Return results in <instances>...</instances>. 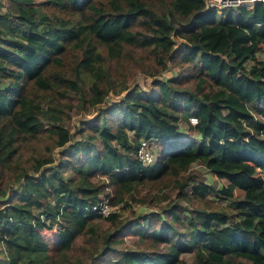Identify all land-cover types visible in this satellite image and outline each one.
<instances>
[{
	"label": "trees",
	"instance_id": "trees-1",
	"mask_svg": "<svg viewBox=\"0 0 264 264\" xmlns=\"http://www.w3.org/2000/svg\"><path fill=\"white\" fill-rule=\"evenodd\" d=\"M11 1L12 14L0 13V264H70L80 236L99 239L97 258L114 255L106 264H181L185 252L191 264H264V59H255L264 1L219 11L203 0ZM172 36L183 39L175 49ZM167 61L175 76L148 90L121 86L78 120L73 138L64 123L71 100L98 105L116 75L144 64L161 71ZM178 120L196 137L180 133ZM138 138L158 145L153 162L137 158ZM193 162L224 184L195 180ZM169 184L183 199L213 194L227 204L184 213L172 203L125 218L111 211L105 227L94 221L99 199L150 200ZM53 223L50 255L41 231ZM123 229L138 236L134 247H115Z\"/></svg>",
	"mask_w": 264,
	"mask_h": 264
},
{
	"label": "rangeland",
	"instance_id": "rangeland-1",
	"mask_svg": "<svg viewBox=\"0 0 264 264\" xmlns=\"http://www.w3.org/2000/svg\"><path fill=\"white\" fill-rule=\"evenodd\" d=\"M12 5L13 2L11 0H0V13H6L7 16L12 14ZM173 39V49L180 46L181 42H183L182 38L172 36ZM255 59L260 60L264 59V56L261 57L260 53L255 55ZM171 61H167L166 69L161 71H156L154 67L148 66L146 64L142 65V67L136 69L133 74L126 79H122L119 75L113 80L110 90L104 96L103 101L95 106H85L81 107L80 101L75 98L71 100L73 107L68 112V118L64 120L66 127L73 131V138H79V132L74 131V128L78 124V120L87 119L93 116L97 112L98 106H102L103 103L109 104L110 102L116 100L119 96L124 93V90H120L121 86H132L136 84L138 87L144 90H148L150 88V81L152 79H160L164 77H172L175 76L177 72V67L170 63ZM252 63V61H247V64ZM127 73L131 72V68L126 69ZM5 86V83L0 82V87ZM178 130L180 133H188L192 136H196L195 131H187V124L182 120H178ZM152 150L154 156L156 157L158 154V145L155 142H151ZM58 148L51 147L49 151H45V153L50 154L53 158V162H56L58 158ZM27 152L23 150L21 158L26 156ZM189 170L193 173V178L195 180H202L206 183L212 184L215 188L220 187L224 184L222 179L216 178L213 174H211L204 165L193 162L191 163ZM264 178V174L261 173ZM7 177L9 178L7 182V189L14 188L16 186V178H15V170L12 167L7 168ZM190 186H186L182 189L184 192H189ZM148 189L146 186L139 191V194H142L144 190ZM152 197L150 200L138 201L139 198L143 197L144 194L135 197L134 199L127 198L126 204L123 205L122 202L111 204V211H114L119 214L120 218H125L127 216H132L133 213H147V212H162L169 204L176 203L186 210L184 213H187V209H191L195 206H209L212 208H217L219 206H225L227 201L220 200L216 198L213 194H208L204 196L202 202L188 196L190 200H186L181 198L179 195V189L177 186L173 184H169L165 187L153 188L151 191ZM188 195V194H187ZM233 196L238 197L241 196V191L236 189L233 191ZM94 221L99 224L101 227H105L106 223L102 220V217L94 218ZM134 230V229H133ZM42 238L47 245V251L50 255H54V240H55V230L45 229L41 231ZM139 242L138 236L134 232H129L126 229L121 230L120 232V240L115 244L116 248H121L123 246L134 247ZM99 246V239L94 238L91 239L87 236H80L76 239L73 248L71 249L73 255L77 258L78 263L74 261V256H71L68 260L70 264H106V259L113 258L114 255L109 254L104 258H97L96 249ZM91 252V253H90ZM3 253L2 246L0 244V256ZM91 254V255H90ZM180 258L183 260L181 264H191L192 253L185 252L181 254ZM59 264H67L64 261H60Z\"/></svg>",
	"mask_w": 264,
	"mask_h": 264
},
{
	"label": "built area",
	"instance_id": "built-area-1",
	"mask_svg": "<svg viewBox=\"0 0 264 264\" xmlns=\"http://www.w3.org/2000/svg\"><path fill=\"white\" fill-rule=\"evenodd\" d=\"M264 0H203L205 7L214 9L216 11L228 8L235 7L237 5H244L246 7H250L254 2H261ZM249 3V5H247ZM260 53V56H264V43H258L255 55ZM190 124H194L196 122L195 117L190 116L188 118ZM196 137V136H195ZM151 142H154L151 139L146 138H138L135 154L137 158L140 160L142 164H149L155 160V156L152 150ZM91 211L97 214L100 217L106 216L109 212H111V204L109 203L107 198L99 199L94 202L90 206ZM42 214H39V219H43ZM57 220V217L55 218ZM55 223L52 224L51 229L55 230ZM47 230V229H46Z\"/></svg>",
	"mask_w": 264,
	"mask_h": 264
},
{
	"label": "bare ground",
	"instance_id": "bare-ground-1",
	"mask_svg": "<svg viewBox=\"0 0 264 264\" xmlns=\"http://www.w3.org/2000/svg\"><path fill=\"white\" fill-rule=\"evenodd\" d=\"M247 5H249V3H247Z\"/></svg>",
	"mask_w": 264,
	"mask_h": 264
}]
</instances>
